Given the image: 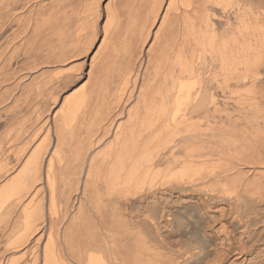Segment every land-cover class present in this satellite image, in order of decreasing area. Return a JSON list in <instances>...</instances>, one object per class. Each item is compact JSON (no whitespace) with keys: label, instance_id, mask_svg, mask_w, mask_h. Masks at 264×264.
<instances>
[{"label":"bare ground","instance_id":"obj_1","mask_svg":"<svg viewBox=\"0 0 264 264\" xmlns=\"http://www.w3.org/2000/svg\"><path fill=\"white\" fill-rule=\"evenodd\" d=\"M0 264H264V0H0Z\"/></svg>","mask_w":264,"mask_h":264}]
</instances>
